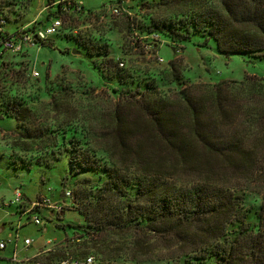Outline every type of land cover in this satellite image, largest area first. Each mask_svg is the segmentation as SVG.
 I'll return each instance as SVG.
<instances>
[{
    "label": "trees",
    "instance_id": "obj_1",
    "mask_svg": "<svg viewBox=\"0 0 264 264\" xmlns=\"http://www.w3.org/2000/svg\"><path fill=\"white\" fill-rule=\"evenodd\" d=\"M56 1L34 28L83 10L82 0ZM5 3L1 0L0 7ZM16 3L8 2L7 7ZM156 4L158 24L166 27L171 40L202 38V45L213 40L222 54L264 56V0H160ZM1 19L7 28L11 20L2 8ZM84 47L89 50L88 45ZM7 53L0 55V65ZM177 65V60L171 62L173 81L182 76ZM124 98L129 110L116 107L103 137L92 133L95 146H105L109 163L102 165L96 148L76 145L75 151L70 149L75 152L71 162L87 170L103 167L108 175L101 185L79 186L76 195L86 225L78 240L87 248L99 249L92 243L94 237L109 231L130 233L132 250L149 252L154 239L160 240L175 248L168 259L179 264L181 259L186 264H264V82L248 76L235 88L221 82L212 87L188 86L173 95L152 89L141 99ZM9 106L14 113L6 112V116L15 118L29 133L32 109L16 100L9 101ZM132 106L139 109L138 119ZM142 122L146 128L140 126ZM139 127L142 133L131 136ZM38 138L53 141L48 154H62L55 151L56 136L40 131ZM198 160L211 161L213 175L181 179L179 171L191 175L187 167ZM219 171L233 172V179L213 178ZM250 189L263 196L257 223L252 225L241 211L242 194ZM72 201L75 206L74 194ZM62 218L59 215L58 221ZM106 248L101 253L110 262L123 258L122 247Z\"/></svg>",
    "mask_w": 264,
    "mask_h": 264
},
{
    "label": "rangeland",
    "instance_id": "obj_2",
    "mask_svg": "<svg viewBox=\"0 0 264 264\" xmlns=\"http://www.w3.org/2000/svg\"><path fill=\"white\" fill-rule=\"evenodd\" d=\"M6 1L16 3L15 0ZM53 1L24 0L10 7L5 3L0 9L8 13L11 20L6 29L14 32L16 27H26L33 21L43 22L45 9L51 10L55 5ZM82 1V11L63 15L61 32L40 48L7 53L0 65V226L3 222L23 224L20 236L22 240L25 237L34 240L31 250L57 239L50 251L38 256L45 264H61L77 255L81 260L94 256L97 264H179L168 259L175 248L156 239L149 252L132 250L130 233L121 235L109 231L94 237L92 243H97L99 249L87 248L83 240H78L83 225H86L80 212V198L76 195L79 186L89 189L91 184L101 185L108 175L103 167L87 170L80 163L71 162L75 152L70 149L75 151L76 145L96 148L102 165H105L109 163L108 154L103 150L105 146H95L92 133L103 137V131L112 120L110 114L116 107L129 110L123 104L127 99L124 97L141 99L142 94L152 89L173 95L174 91L188 86L212 87L221 82L235 88L248 76L264 82V56L222 54L213 40L209 45H202V38L171 40L165 32L166 27L158 24L160 15L156 3L160 0ZM181 31L188 34L184 29ZM153 35L159 36L157 46L148 49L149 44H155ZM84 45H88L89 50ZM175 60L182 76L173 81L171 62ZM121 62L125 63L124 67L120 66ZM35 71L40 73L38 77L34 76ZM231 91L236 93L234 89ZM13 100L32 109L34 114L30 116L31 124L28 123L31 131H28L35 137L28 135L15 118L6 116V112L14 113L9 106V101ZM130 108L138 119L139 109ZM143 125L144 122L140 124ZM40 131L56 136L58 148L55 147V151H62L60 156L47 153L54 148L53 141L38 138ZM138 132L142 133V128L138 131L134 128L130 135H139ZM187 169L193 173L185 175L180 170L179 174L184 176L181 179L191 181L215 171L213 163L205 160L191 161ZM233 175L231 171H219V176L213 178L230 182ZM16 188L32 201L38 196L61 201L66 190H70L78 201L75 206L65 207L64 216L60 215L63 220L58 221L56 216L50 222L46 213L44 225L37 226L31 222L29 214H22L18 205L10 204ZM242 197V213L251 225L257 223L256 213L260 211L263 196L250 189L243 192ZM2 202L7 204L5 210ZM58 225L64 226L66 231ZM67 225L79 226V229H70ZM8 230L0 235L7 238L10 231L15 234L10 227ZM104 246L108 251L122 247L123 258L110 262L104 252L101 253ZM135 254L138 256H133ZM180 262L186 264L184 259Z\"/></svg>",
    "mask_w": 264,
    "mask_h": 264
},
{
    "label": "built area",
    "instance_id": "obj_3",
    "mask_svg": "<svg viewBox=\"0 0 264 264\" xmlns=\"http://www.w3.org/2000/svg\"><path fill=\"white\" fill-rule=\"evenodd\" d=\"M55 3H59L57 0ZM82 4V2H80ZM48 8L45 9V11ZM115 12H118L116 10ZM36 21L30 23L26 27H22L19 29H15L14 32L9 35H5L6 29V21L4 19L0 20V55L3 53H20L25 48L30 47H39L41 43L47 42L51 37L58 34L63 27L62 18H55L52 20L51 24L44 27H33ZM152 39L155 41L154 45H150L147 47L148 49H152L154 46H157L156 40L159 39L158 35H153ZM121 67L125 66L124 62L120 63ZM40 73L37 71L34 72V76H39ZM72 192L70 190H66L63 195V201H54L47 196H39L35 201H29L26 198V195L20 188L15 189L14 198L11 200L10 204L18 205L19 209L22 210L23 214H29L31 222L35 223L38 226L44 225V219L46 213L49 214L47 216L48 220H52L53 217L51 215L59 216L65 213V207L68 205H72ZM8 242L6 240L0 241V249H5L7 247ZM25 247L29 249L33 244V240L25 239L24 241ZM44 252V251H43ZM41 255V254H40ZM32 256L26 258L23 262L19 259V257L14 254L12 257V261L15 264H45L42 260L38 259V256ZM95 258L94 256L86 257L81 260L80 258H72L65 259L61 264H94Z\"/></svg>",
    "mask_w": 264,
    "mask_h": 264
},
{
    "label": "crops",
    "instance_id": "obj_4",
    "mask_svg": "<svg viewBox=\"0 0 264 264\" xmlns=\"http://www.w3.org/2000/svg\"><path fill=\"white\" fill-rule=\"evenodd\" d=\"M26 198L29 199L30 202L32 201L30 199V197H28V195H26ZM63 200L64 199L62 196L61 201H63ZM56 201H60V200H56ZM5 207H7V204H4L2 202V209L5 210ZM22 214H23V212H22ZM51 216L53 217V219L56 217V216L54 217L53 215H51ZM63 216H64V214H63ZM21 219H22V217H21ZM8 226L11 228V230H15V234L10 231L7 235V238L0 235V241L6 240L8 242L7 247L5 249H0V254H1L0 255V264H15L12 261V257L14 254H16L22 262L28 257H32V256L34 257L36 255L44 254V253L50 251L51 246L53 244H55V242L57 241V239L54 240V242H50V240H49L46 243L40 244L36 249L31 250V248L34 247L35 242L32 238L25 237V239L33 240V244L31 245V247L29 249H27L25 247V244H24L25 239L22 240L21 236H20V231H21V228L23 227V224H17V225L10 224L9 225L8 223L3 222L2 226H0V233H2V234L5 233L9 228ZM44 231H46V226H45ZM59 241H62V240H59ZM21 264H24V263H21Z\"/></svg>",
    "mask_w": 264,
    "mask_h": 264
}]
</instances>
